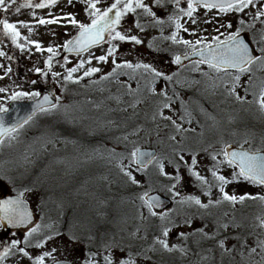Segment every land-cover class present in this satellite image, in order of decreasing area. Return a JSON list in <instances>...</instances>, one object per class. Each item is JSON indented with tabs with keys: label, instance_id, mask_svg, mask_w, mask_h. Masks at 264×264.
<instances>
[{
	"label": "rangeland",
	"instance_id": "obj_1",
	"mask_svg": "<svg viewBox=\"0 0 264 264\" xmlns=\"http://www.w3.org/2000/svg\"><path fill=\"white\" fill-rule=\"evenodd\" d=\"M36 2L39 0H33V3ZM112 2L113 0H101L99 6L107 7ZM23 3L24 0H16V6ZM144 3L149 4L161 18H166L175 9L171 3H166L164 6L155 5L154 0H144ZM180 7L186 8L187 0H181ZM84 8L83 0H73L72 4H69L68 0H57L56 4L44 8L21 7L18 13L14 8L8 13L0 9V19L6 17L10 22L22 20L27 25L17 24L21 33L18 42L25 45L23 49L13 44L10 37L3 35L0 25V50L6 53L5 56H0V65H2L0 88L6 89L0 92V97L3 98L0 99V103L7 107L11 101H30L31 99L28 98L12 100L10 97L13 92H41L44 86H50L61 105V108L53 112L39 113L24 125L18 134H13L16 139L9 141L6 138L3 146L0 147V194L6 192L13 195L14 192L23 191L25 188L30 189L23 191L22 198L37 215L38 224L51 223L53 228L59 229L62 233L48 241L43 249L35 247V238H33L26 250L34 256L41 254L42 251L56 248L57 251L52 253V257L46 258V264L54 263L53 258L56 261L66 260L71 264H85L86 260L105 264L104 257L109 254L113 264H119L120 260L128 258L129 253L132 254L136 264H258L261 256L264 255L259 248L251 256L247 247L244 248L243 257L240 255V245L230 253L214 250L211 254H204L203 247L210 244L218 246L216 241L223 237H228L225 241L227 248L232 249L233 245L237 244L236 241L230 240V227L227 230L221 229L220 235L215 240L202 238L198 232L185 240L179 236V233H193L205 223L208 224L205 231L212 232L216 218L228 222L234 215L241 217L242 212L247 211L251 202H254L255 207L247 211L248 214L252 213L253 220L246 224L248 230L245 239L248 245L255 247L254 241L258 237L264 239V229L257 227L258 221L255 219L264 214V203L251 199L243 203L237 202L235 205L224 202L210 209L213 216H206L202 221L200 219L202 210L175 202L187 195L200 196L205 203L208 200L199 182L190 175L184 162H181L180 168L182 179L176 188L181 195L176 196L175 199L167 190V186L173 181L160 176L154 165L144 174L136 171L134 165L131 166L130 170L137 179L141 180L140 186L132 184L118 167L121 156L122 163L125 166L129 164L128 153L124 152V147L130 149L142 139H146V142L155 144L154 148L158 152H162L161 157L165 158V170L174 172V166H168V158L178 159V156L176 158L171 156L167 143L160 139L164 133H167L169 140L183 150L185 161L189 164L192 153L197 155L196 170L212 182L210 169L215 162L211 159L210 153L219 151L225 143L239 148L242 144L246 150L264 151V114L259 112L258 105L254 102L242 103L236 100L234 95L229 94L228 90L232 87L230 76L226 83L223 77L208 66L199 65L200 71H193L194 64L181 68L173 63L174 54H184L191 49L182 44H173L170 40L160 39V28L153 27L149 23L151 17L144 15L142 10H137L139 15L128 13L122 19L119 30L126 34L137 35L143 43L112 41L118 45L114 59L117 63L123 60L131 61L133 64L150 63L169 75L174 72L179 73L177 80H181L182 83L177 86L181 89L194 90L196 97L168 94L172 98L169 101L171 108L162 110L165 116H170L181 125L178 131L170 120L162 119L158 113L164 97L143 99L131 96L128 87V94L126 93L124 84L128 86L138 83L145 86L141 91L144 95L148 90V73L142 69L133 72L131 69L120 68L117 69L116 75L101 80L102 76L112 72L115 67L112 63L113 57L106 62L93 58L88 63L90 56L106 54L110 46L109 40L106 44L83 55L62 56L65 41L78 32V28L67 23L65 14L72 13L77 20L89 22ZM256 10L255 7L250 6L241 13L235 11L219 13L203 7L196 8L193 14L196 23L192 22L193 18L181 16V23L190 31L180 30L179 36L193 41L201 38L211 44L213 37L216 36H219L220 40H225L228 33L241 27L240 20H243L245 24L241 34L251 41L253 33L259 36L260 30L264 29V23L261 22L264 17L259 20L253 19ZM53 17L61 19L58 23H38L41 18L48 20ZM137 19L144 26L143 31L135 26ZM229 22L232 24L231 28L227 27ZM29 27L32 29L31 32L28 30ZM192 30H195V34ZM173 31H175L174 25L165 24L163 36H169ZM25 37L28 39H24ZM28 40L37 41L44 51L38 50L36 44L29 43ZM150 43L153 44L151 48ZM49 46L58 53L53 56L51 68L45 63L51 55L47 51ZM252 46L256 47L254 44ZM155 52L158 55H152ZM256 53L259 55L258 51ZM63 57H67V61ZM81 59L86 61L84 68L73 75L82 79L79 82L64 81L63 77L67 75V69L76 66ZM89 67H98L101 71L89 77L83 76L84 71ZM37 68L41 71L37 72L35 70ZM57 72L60 75L53 76V73ZM202 72L208 75L204 76ZM249 75L252 73L241 76L236 92L240 96H246V101H253L252 89L247 84ZM259 78H264V71L255 72L253 79L258 82ZM223 82L226 83L225 86H222ZM154 87L158 93L164 85L157 79ZM246 87H249L247 94L244 91ZM130 88L131 91L135 90L134 86ZM137 100L140 102L133 107V103ZM203 100L205 102H202ZM181 101L184 102L183 106ZM179 103L180 109L177 108ZM65 105L68 106L67 111L63 107ZM138 116L145 123L138 124ZM70 130L76 135H80L81 130H86L88 137L92 139L105 137V144H100L99 140L86 145L79 144L66 135ZM172 136H175V140L170 138ZM222 158L217 157L218 160ZM232 171L231 167L220 166L223 175L230 177ZM149 184L153 191L169 196L173 200L174 205L169 213L176 226L171 228L167 240L169 245L178 244L184 248V252L178 249L168 252L159 244L153 245V238L161 235V229L168 224V221H161L159 216L150 215L147 207L138 199L139 194L147 190ZM225 190L237 196L245 193L253 196L264 195L263 188L243 180L233 181L225 187ZM219 196L218 188L214 187L212 199ZM225 212L227 216L223 215ZM187 216L192 217L191 226L183 223ZM42 232L47 233L48 230L42 229ZM70 233L79 239L71 241ZM235 234H239V231L235 230ZM24 235L16 232L6 234L0 227V241L5 244L16 238L21 240L20 246H24ZM234 238L239 237L234 236ZM105 244L112 245L110 251L104 247ZM92 253L97 255L93 256ZM145 256L150 259H145ZM3 264H32V260L15 253L9 255Z\"/></svg>",
	"mask_w": 264,
	"mask_h": 264
},
{
	"label": "snow or ice",
	"instance_id": "obj_2",
	"mask_svg": "<svg viewBox=\"0 0 264 264\" xmlns=\"http://www.w3.org/2000/svg\"><path fill=\"white\" fill-rule=\"evenodd\" d=\"M73 0H68L69 4H72ZM181 0H154L155 5L164 6L166 3H171L175 6L174 11L167 15L166 18H161L157 16L156 12L153 11V8L144 3V0H113V2L107 7L101 8V0H83L85 4L84 11L87 13L89 22H84L77 20L72 13L65 14L67 23H70L74 27L78 28V33L72 39L66 40L63 47L69 52H76L78 55L82 52H87L92 46L100 44L107 34L110 46L107 49L106 54L89 57L88 63L91 62V59H96L97 61H108L110 57H113L112 63L115 65L112 72L107 73L105 76L101 77V80H106L109 77H112L117 74V69L126 68L131 69L135 72L138 69H142L144 72L148 73V91L153 94L160 95L164 97L161 101V108L158 109V113L162 119L170 120L175 128L179 131L181 125L177 124L175 120H172L170 116H165L162 109L171 108L170 100L171 97L168 96L166 87L161 89L157 93L156 88L154 87L155 81L157 79H163L165 85L168 83L173 84V91L175 93V85L181 84V80H174V77L179 76L178 72L172 74H167L162 70L157 69L150 63L137 62L133 64L131 61L123 60L121 63H117L114 57L117 53V44L112 43V41H131L135 44H141L143 41L137 35L126 34L119 30L121 27L122 19L128 13H136L139 15L137 10H142L143 14L151 17L149 23L153 27H159L161 31L162 40H170L173 44H182L186 48H190V52H185L183 58L187 59L190 55H198L201 57L200 60L194 62L193 71H200L199 65L207 64L209 69L216 71L217 73L224 72L231 77L232 87L228 90L230 95H234L236 100L247 103H256L258 105V110L260 113L264 114V78H259L254 80L256 71H264V29L260 30L259 36L256 33H253L251 41H247L242 35L241 32L244 31L245 21L240 20L241 27L237 28L236 31L230 32L227 35L225 40H220L219 36L213 37V43H206L204 39L198 38L195 41L184 39L179 36L180 30L185 32L190 31L188 28L184 27V24L181 23V16H187L193 18V14L196 11L197 6L202 5L205 9H218L219 13H228L230 11H235L238 13L244 12L245 9H248L250 6L255 7L257 10L254 14L253 19L259 20L264 17V2L262 0H187V7H180ZM57 3V0H39V2L33 3V0H24V3L16 6V0H0V9L4 13H8L13 10L15 12H20L21 7H31V8H44L51 6ZM35 16V13H33ZM60 17H53L52 19L45 20L41 18L38 23L40 24H51L58 23ZM193 23H196V20L192 19ZM264 23V20L261 21ZM17 24L26 25L25 21L10 22L8 18L0 19V25H2V33L5 37H10L11 42L15 44L20 49L25 47L24 44L19 43L21 33ZM165 24L174 25L175 31L169 36H163V28ZM135 26L141 31L144 30V26L140 23L139 19L135 21ZM228 28L232 27L231 22L227 24ZM29 32L32 29L28 28ZM130 32V29L128 30ZM195 34V30H192ZM24 39H28L25 37ZM29 43L36 44L37 49L44 51L37 41L28 40ZM256 45L253 48L250 45ZM199 46V47H198ZM149 47H153V44L150 43ZM159 50V49H157ZM47 51L51 54L48 56V59L45 61L47 66L51 68V63L53 56L57 55L53 47L49 46ZM259 52V55L256 52ZM6 53L0 50V56H5ZM67 61V57H63ZM182 61L181 54H174L172 62L180 65ZM86 61L84 59L79 60L76 66L67 69V75L63 77L64 81L79 82L82 77H75L73 74L78 72L81 68H84ZM2 66V65H0ZM235 70V73L229 72V70ZM37 72H40L41 69H35ZM10 71V68L8 69ZM101 69L98 67H89L87 68L83 76L89 77L94 73L100 72ZM246 73H252L249 75L248 84L252 89L253 101H246V96H240L236 92L237 86L240 84L241 76ZM60 73H53V76H59ZM202 75L207 76L208 73L202 72ZM35 83V81H33ZM92 83H98V81H92ZM214 86V85H213ZM6 89L0 88V92H4ZM129 91L131 88L129 86ZM245 93L249 92V87L244 89ZM178 95V93H177ZM41 93L39 91H19L13 92L11 94L12 100L28 98L34 100L35 103L32 107L30 113L26 114L23 117L17 116L16 120L12 123H6L3 115H0V147L5 143L7 138L9 141L16 139L19 130L28 124L37 113H50L61 108L59 103V98H56V102H53L50 94L43 95L42 99ZM0 99H3L0 97ZM140 101L137 100L133 103L135 107L136 103ZM183 101L181 104L183 106ZM65 111H67L68 106H63ZM8 108L0 103V114L7 113ZM190 117V113H188ZM184 117H181L183 119ZM155 119V116H153ZM191 122L189 118V123ZM175 140V136L170 137ZM247 142V141H245ZM230 145L227 143L219 150L210 153L211 159L215 162L210 169L212 182L200 174L196 170L197 155L192 153L191 163L189 164L185 161L184 155L176 152L178 159L168 158V163L174 166V172L170 173L165 170L164 157L157 156L154 152L142 151L140 148H133L129 154V164L125 166L122 163L123 157H120L118 162V167L125 177L134 185H141V180L130 170L132 165L136 166V171L147 173L149 166L154 165L158 174L160 176L168 178L170 181H173L170 185L167 186V190L173 194V198L180 196V192L176 191L177 185L180 183L182 177L180 175L181 162L187 165V170L196 181L199 182V185L204 190V195L208 197L207 202H203L200 196L197 195H187L181 197L180 200L175 201L179 205H188L189 207L195 206L199 210H202L200 219L203 221L205 217H212L213 213L210 211L212 208L220 206L224 202H228L232 205H235L237 202L243 203L245 200H259L261 203H264V195L257 194L255 196L245 193L243 195L229 194L225 187L231 184L233 181H247L253 185L264 186V151L261 149H256L255 151L246 150L243 148V145H240V150H229ZM183 151V150H181ZM217 157H223L222 159H217ZM228 166L233 169L230 177L221 174L220 166ZM218 188L220 196L216 199H212V189ZM23 191H30V189L25 188ZM23 191H19L16 197H9L7 199H0V227L5 225L19 226L24 224L32 223V212L29 210L27 203L22 199ZM153 191L151 184L147 190L141 192L138 196V199L141 201L142 205L147 207L150 215L159 216L161 221H168V224L162 227L161 235L155 236L153 238V245L159 244L164 250L171 252L174 249H178L181 252H184L185 249L181 248L178 244L169 245L167 237L171 231V228L176 226L175 222L170 218L169 212H160L157 213L154 209L162 206V201L159 196H153L149 193ZM174 211V210H173ZM224 216H227V213H223ZM258 221L257 227L264 229V214L257 216L255 218ZM192 217L187 216L183 223L191 226ZM240 227L241 225L235 222V218L228 222H222L219 218L215 219V227L212 232L205 231V228L208 227V224L205 223L203 227L195 229V232H180L179 236L183 239H187L190 235L199 233L202 238L215 240L218 235H220V230H227L229 227ZM42 229H47L48 232H42ZM62 235L59 229L53 228V224H35L28 228L27 233L23 237V244L21 245V240L12 238L9 243H4L0 241V248L3 250L0 251V264H3L5 259L9 255H14L15 253H20L24 257H28L32 260V264H46V258L52 257V253L57 251L56 248H52L50 251H42L41 254L31 255L26 247L31 244L33 238H35V247L37 249H43L48 241L53 240L55 237ZM69 239L71 241H76L79 238L74 234L70 233ZM228 237H223L216 241L218 247L222 252L230 253L235 250V246L232 249L226 247L225 241ZM255 247L247 244L246 239L241 241L240 244V255L243 257L244 248L247 247L248 254L251 256L256 253V249L259 248L261 253H264V239L257 238L255 241ZM104 247L110 251L112 245L105 244ZM15 250V252L13 251ZM93 256L97 255L92 253ZM145 259H150V257L145 256ZM54 264H66L63 261H56L53 258ZM105 264H113L111 255H106L104 257ZM85 264H96L93 261H85ZM119 264H136L135 259L132 257V254L129 253L127 259H122L119 261ZM258 264H264V255L261 256V260Z\"/></svg>",
	"mask_w": 264,
	"mask_h": 264
},
{
	"label": "trees",
	"instance_id": "obj_3",
	"mask_svg": "<svg viewBox=\"0 0 264 264\" xmlns=\"http://www.w3.org/2000/svg\"><path fill=\"white\" fill-rule=\"evenodd\" d=\"M152 55H158V53L157 52H155V53H152ZM164 55V54H163ZM161 57V56H160ZM163 60V59H162ZM188 67V66H187ZM187 67H184V68H187ZM184 70V69H183ZM221 77H223V79H224V81H226L227 80V78H228V75L227 74H225V73H223V72H220V73H218ZM160 81H161V83H163V85H164V88L163 89H165V87H166V90H167V93L169 94V95H173V94H177L178 93V95H174V96H179V95H181L182 94V96H184V95H186V96H188V97H196V95L194 94V90H188V89H181L179 86H177V84L175 85V93H174V91H173V84L172 83H168L167 84V86L165 85V82L163 81V79H159ZM174 80H177V77H174ZM226 83H228L227 81H226ZM226 83L225 82H223V84H222V86H225L226 85ZM247 84H248V80H247ZM129 86L131 87V86H134L135 87V90L134 91H131V96H135V97H142L143 99H145V97H155V98H157V97H161L160 95H156V94H153V93H151L150 91H148V90H146L145 92H144V95L141 93V91H142V89H144V85H142V84H138V83H136V84H129L128 86H126L125 84H124V87H125V91H126V93L128 94V89H127V87L129 88ZM161 91V90H160ZM159 93V92H158ZM208 100H206V102H207ZM202 102H205V100H203ZM177 108L178 109H180L181 108V104L179 103V104H177ZM36 117V116H35ZM34 117V118H35ZM145 123L144 122V120H142L141 118H140V116H138V121H137V123L138 124H140V123ZM66 135H68V137H70V138H73V139H75L76 141H78V143L79 144H84V145H86V144H90L92 141H97V140H99L100 141V144H102V145H104L105 143H104V141H105V137H101V138H99V139H92L91 137H88V132L86 131V130H84V131H80V135H76L74 132H73V130H70ZM160 139L161 140H163L164 142H166L167 143V147L170 149V151H171V156H173V157H177V154H176V152H179V154H181V155H183V151H181L182 149L179 147V146H177L174 142H172L171 140H169V136L167 135V133H164L163 135H162V137H160ZM143 146H145V147H152V148H154L155 147V144L152 142V143H150V142H146V139H142L141 141H140V143H138V144H136V145H134L133 147H131L130 149H127L126 147H124V152H126V153H128L127 155H128V157H129V154L131 153V151H132V149L133 148H139V147H143ZM176 150V152H174L173 150ZM174 155H173V154ZM158 156L159 157H161L162 156V152H158ZM168 166H172L171 164H169ZM152 166H150L149 167V169L148 170H150V168H151ZM147 170V171H148ZM143 174H144V172H142ZM140 180V179H139ZM249 183V182H248ZM249 184H251V183H249ZM45 185V184H44ZM253 185V184H252ZM41 186V185H40ZM263 190H264V188H263ZM14 195H18V192H14L13 193ZM251 207L252 208H254L255 207V203L253 202H251V205H250V207H249V209L251 210ZM248 209V210H249ZM247 210V211H248ZM246 210H244V212H242V216L241 217H239L238 215H234V218H235V222L236 223H241L240 225V227H236V228H233V227H231L230 226V229H231V232H230V240H231V242H237V244L235 245H233V246H235V247H237V246H239L240 245V243H241V241L243 240V239H245L246 238V236H247V225L246 224H248L249 222H251L252 220H253V215H252V213H249L248 214V212H247ZM244 217V218H243ZM233 218H231L230 219V221L232 220ZM244 220V221H243ZM241 221H243V222H241ZM235 230H237V231H239V234H235ZM234 236L236 237V236H238L239 238L238 239H235L234 238ZM3 249L2 248H0V251H2ZM214 250H216L217 252H221V249L218 247V246H216L215 244H210V245H208V246H205V247H203L202 248V251L204 252V254H211V252L212 251H214Z\"/></svg>",
	"mask_w": 264,
	"mask_h": 264
},
{
	"label": "water",
	"instance_id": "obj_4",
	"mask_svg": "<svg viewBox=\"0 0 264 264\" xmlns=\"http://www.w3.org/2000/svg\"><path fill=\"white\" fill-rule=\"evenodd\" d=\"M199 7H203V6L202 5L197 6V8H199ZM213 10H218V9H213ZM77 33L75 34V36L77 35ZM241 35L247 41H249L246 38L245 35H243V34H241ZM107 40H108V37H107V34H105L104 40L100 44L92 46L88 51L103 45ZM250 46H252V45H250ZM84 53H86V52H82L79 55H82ZM69 55H78V54L76 52H69V51H67L64 48L63 52H62V56H69ZM181 56H182V61H181V64L178 65L179 67H184L186 65L192 64L195 61H198V60L201 59V57L198 56V55H190V56H188L187 59L183 58V54H181ZM202 65H207V64H202ZM229 72H235V70L230 69ZM40 93H41V97L39 99H42L43 95L50 94L51 98L53 99V102H56V96H55V94H54V92H53V90H52V88L50 86H46V87L42 88ZM34 103H35L34 100H31V101H12V102L9 103V105L7 107L8 108V112L0 114V115H3L6 123H12V122H14L16 120L17 116L23 117L26 114L30 113ZM229 145H230V149L229 150H237V151L240 150V148L236 147L235 145H232V144H229ZM140 149L142 151L154 152V153L158 154L157 150L155 148L143 147V148H140ZM149 194L153 195V196H159L160 200L163 202L161 207L154 209V211H156L157 213L166 212L172 207V201L168 197H166V196H164V195H162V194H160L158 192H151ZM9 197H16V195H9L6 192H2V194L0 195V199H7ZM26 203H27V206H28L29 210L32 212V223L31 224L19 225V226H12V225H7L6 222H5V225L2 227V229L5 231L6 234H9V233H12V232H18L20 234H26L29 227L34 226L35 224L38 223V218H37L36 214L33 213V211L30 209L29 204H28L27 201H26ZM59 261L66 262V264H71L69 261H66V260H59Z\"/></svg>",
	"mask_w": 264,
	"mask_h": 264
}]
</instances>
